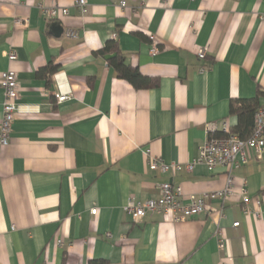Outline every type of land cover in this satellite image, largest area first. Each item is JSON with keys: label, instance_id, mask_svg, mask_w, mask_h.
Masks as SVG:
<instances>
[{"label": "crops", "instance_id": "obj_1", "mask_svg": "<svg viewBox=\"0 0 264 264\" xmlns=\"http://www.w3.org/2000/svg\"><path fill=\"white\" fill-rule=\"evenodd\" d=\"M120 1L87 0L82 11L76 0H0V77L14 70L20 83L19 113L0 146V264H264V153L232 172L235 192L211 199L213 213L172 221L153 212L135 223L125 211L157 198L162 182L180 186L185 201L226 186L223 167L186 165L208 123L237 125L233 103L261 90L264 104V0ZM55 5L69 15L46 19L40 6ZM110 40L158 87L117 77L96 53ZM55 78L71 99L57 102ZM148 149L182 168L150 170ZM244 182L249 207L263 202L261 217L243 210Z\"/></svg>", "mask_w": 264, "mask_h": 264}, {"label": "built area", "instance_id": "obj_2", "mask_svg": "<svg viewBox=\"0 0 264 264\" xmlns=\"http://www.w3.org/2000/svg\"><path fill=\"white\" fill-rule=\"evenodd\" d=\"M126 1H120L122 8L127 7ZM87 4V0H76V6L84 11ZM48 20H54L59 15L68 16V7L52 6L45 7L40 6ZM68 37H76L77 33L73 30L66 32ZM152 48L151 53L156 54L160 50L158 44L155 41V37L151 36ZM197 55L199 59H206L208 48L198 47ZM15 51H9L8 56L10 60L17 58ZM64 74V73H61ZM57 74L56 76H59ZM59 78V77H58ZM55 78L57 82L54 96L58 103L65 102L72 98V93L69 90L63 89L60 84V79ZM63 79V78H62ZM18 74L14 70H6L1 73L0 85L3 88V94L5 95L4 102L2 104L3 111L0 121V146L4 147L9 144L13 124L15 117L19 113V99H20V83ZM254 127L249 137L242 138L236 133H232L229 122L226 119L220 120L219 123H208L206 130L209 134L207 140L203 145H200L199 155L193 163L186 165L187 170H193L195 164L203 163L208 170H213L217 167H223L228 173V181L223 190L217 192H205L200 197L192 196L188 201L184 200V193L180 186H174L171 182H162L157 184L160 190V195L157 198H150L146 200H139L131 202L126 206V210L133 218V222L142 223L148 213L157 212L164 216L171 217L172 221H184L199 215L202 212L213 213V209L209 207L211 199L220 197L226 199L235 192L234 178L232 172L237 168H240L244 164H247L252 153L255 157H260L264 153V104L258 106L254 116ZM221 133L223 135H218ZM148 155V168L150 170H160L161 172L176 171L182 168L179 163H167L160 158V156L153 155L151 151L146 150ZM241 196L243 203V210L245 213H253L256 217L262 215V200L256 198L255 205L257 209H251L249 207L250 202L253 200L250 196L247 184L244 182L238 192ZM97 208L91 209L92 214H96ZM234 226H238L239 222H235ZM218 246L220 250H224L227 247V239L223 236L222 231H218Z\"/></svg>", "mask_w": 264, "mask_h": 264}, {"label": "trees", "instance_id": "obj_3", "mask_svg": "<svg viewBox=\"0 0 264 264\" xmlns=\"http://www.w3.org/2000/svg\"><path fill=\"white\" fill-rule=\"evenodd\" d=\"M103 56L115 55L108 60V64L111 65L117 74V77L127 80L133 85V88L144 89L154 87L159 84V80L149 76H144L139 69L128 64L127 58L123 52L119 49L118 43L115 40H110L107 44L101 48L98 52ZM55 69H51L49 72L53 73ZM263 92L258 90V93L253 98L240 99L232 104V112L237 115L238 123L233 128L232 133H236L242 138L250 136L254 127L255 112L260 105V97ZM264 132V131H263ZM223 135L221 133H216ZM264 136V134H263ZM88 264H107L106 260H90Z\"/></svg>", "mask_w": 264, "mask_h": 264}, {"label": "water", "instance_id": "obj_4", "mask_svg": "<svg viewBox=\"0 0 264 264\" xmlns=\"http://www.w3.org/2000/svg\"><path fill=\"white\" fill-rule=\"evenodd\" d=\"M63 29L64 28L60 24L53 26V30H54V33H55L56 36H61L64 33ZM114 56L115 55H108V56H106V59H111Z\"/></svg>", "mask_w": 264, "mask_h": 264}]
</instances>
